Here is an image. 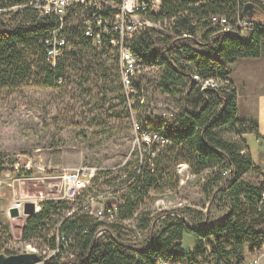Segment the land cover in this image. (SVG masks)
<instances>
[{
	"label": "trees",
	"instance_id": "16d2710c",
	"mask_svg": "<svg viewBox=\"0 0 264 264\" xmlns=\"http://www.w3.org/2000/svg\"><path fill=\"white\" fill-rule=\"evenodd\" d=\"M29 1L0 0V90L18 88L30 81L37 87H50L55 85L57 75L65 83L64 72L68 66L107 76L104 65L96 63L106 50L97 51L91 46L80 29L72 26V15L67 16L63 26L67 38L64 57L55 69L46 65L44 40L58 26L59 20L40 15L32 7H22ZM242 8V3L235 0H167L160 14L148 16L155 23H169L170 18L175 17L172 25L169 23L163 30L144 27L130 45L143 64L160 66L153 81L159 94L176 98L179 110L171 122L149 121L150 130L159 132L171 143L160 148L152 159L154 172L141 168L138 173L133 171L127 175L119 186L115 220L96 221L90 226L93 217L83 212L66 216L68 203L53 201L42 203L37 214L28 216L21 238L41 237L51 248L56 246L55 236L47 238L52 226L57 225L55 233L65 235L89 229L85 235H77L74 247H61L60 253L44 264H243L246 254L257 253L264 247L263 179L241 138L243 133L256 134L258 128L255 121L238 118L236 92L225 66L238 58L259 57L264 28L257 27V31L243 40L219 34L207 41L210 15L234 18ZM254 12L264 23V6L254 4ZM196 25L205 30L203 39L182 38L183 32L194 36ZM159 57L162 62L156 64ZM194 75L199 77V82L192 80ZM150 79L144 75L132 80L135 91L141 95L140 86L145 91ZM208 80L217 85L202 88ZM179 163L187 164L190 173L195 175L210 170L206 188L225 180L220 195L228 208L219 221L211 224L205 221L198 227L196 225L205 220L204 213L187 209L180 217H165L160 221L161 229L155 232L151 230L153 218L148 211H141L140 205L149 198V193L178 187L179 177L174 168ZM224 171L229 172V178L223 175ZM2 172L0 163V174ZM130 220L136 221V230L148 235L147 245L127 249L122 244V230L128 228L122 222ZM187 223L193 228L187 227ZM99 227L105 228L107 242L95 237ZM184 233L195 238L196 248L192 252L181 250ZM10 238L7 226L0 225V255L15 254L5 248ZM206 244H209L208 249Z\"/></svg>",
	"mask_w": 264,
	"mask_h": 264
},
{
	"label": "rangeland",
	"instance_id": "374dc122",
	"mask_svg": "<svg viewBox=\"0 0 264 264\" xmlns=\"http://www.w3.org/2000/svg\"><path fill=\"white\" fill-rule=\"evenodd\" d=\"M144 27L154 26L146 25L140 30ZM155 29L163 28L157 26ZM195 30V34L203 39L205 30L200 25H196ZM96 63L104 65L107 76L104 77L102 72L87 73L81 67L68 66L63 85L37 87L30 81L18 88L0 90V163L3 168L0 174V225L7 226L11 238L5 248L13 251L14 255L36 253L44 264L60 253L56 251L57 235H61L55 233L57 225L49 229L47 237L55 236L54 248L41 237L21 238V229L28 217L22 214L25 202L33 203L34 212L36 207L47 201L66 202L71 208V200H60L65 198L60 176L64 169L87 166L97 171L90 186L80 187L79 198L89 194L101 195L103 199L98 201L106 209L116 205L120 196L119 186L129 173L138 171L139 167V149L132 124L150 130L149 121L164 119L171 122L179 110L176 98L161 95L154 87L155 79L151 77L155 74L152 71L144 73L145 77L151 78L146 84L147 92L140 95L136 91L127 97L120 86L113 54L105 52ZM152 85L153 89L149 90ZM142 98L144 105H149L151 110H141L137 106ZM129 103H134V106L130 108ZM165 125L160 129L163 130ZM188 171L189 168L183 174H177L174 170L179 177L178 187L149 193V198L140 205V210L148 211L153 218L151 230L159 231L160 221L165 217H180L179 214L187 209L195 212L199 208L204 210L202 213L211 209L215 214L227 210L228 204L220 195L225 180L206 188L210 170L196 175ZM49 185L53 188L48 189ZM18 201L22 202L18 208L20 215L12 218L8 209L17 208L14 204ZM96 221L95 218L90 219V226ZM122 223L128 227L122 230L124 233L120 238L127 249L148 244V235L135 229V220ZM105 231L104 228L101 234L96 235L100 242L108 241ZM111 235L114 237L115 233Z\"/></svg>",
	"mask_w": 264,
	"mask_h": 264
},
{
	"label": "built area",
	"instance_id": "2783aa9c",
	"mask_svg": "<svg viewBox=\"0 0 264 264\" xmlns=\"http://www.w3.org/2000/svg\"><path fill=\"white\" fill-rule=\"evenodd\" d=\"M166 1L167 0H30L22 7H32L37 10L40 15L54 16L59 20L58 26L53 29L48 38L44 40V63L46 65L55 69L56 65L59 64L64 57L67 38L63 32V26L67 16L72 15V26L80 29L83 37L89 41L95 50H106V52H111V54H113L118 67L121 89L125 96L130 97L136 92L132 85V80L144 76V73L148 74L150 71L155 74V76L151 77L152 79H156L158 76L160 66L155 64L146 66L143 64L142 61L133 54L130 45L143 26L149 25L154 26L153 28L157 26L159 28H166L169 23L172 25L175 17L170 18L169 23L166 21L155 23L150 21L148 17L151 14H160ZM235 1L238 4L242 3L243 7L247 3H252V18L258 20L254 12V4L259 3L264 6V0ZM242 11L243 8L241 11L237 12L234 18H228V16L224 14L210 15L208 23L210 24L211 30L207 34V41L215 39L219 34L238 37L240 40H243L247 38L251 32L257 31V27L259 26L256 23L248 21L247 17L242 15ZM181 36L182 38L188 36L192 39H200L196 34L192 36L188 32H183ZM161 62L162 58H157L156 64ZM193 78L195 81L200 80L196 75H194ZM54 80L55 85L64 84V79L61 76L57 75ZM204 83L202 88H205L207 85L211 87L215 86V82L212 80L205 81ZM153 85L155 87V83ZM153 85L149 87V90L153 89ZM140 92L143 93L147 91H144L143 86H140ZM133 106L134 103L131 105L129 103L130 108ZM137 106L141 110H151L149 105H144L143 98L139 101ZM132 129L135 133V142L139 149V167L137 172H139L141 168H147L148 171L154 172L155 167L152 163V159L160 148L168 146L171 143L170 140L159 132L149 129L146 130L136 123L132 124ZM174 170L177 174H183L188 170V167L186 164L182 163L178 164ZM96 171V168H89L87 166H81L71 170L64 169L62 171L60 186L64 189L62 195L65 198L60 200H71L72 202V207L67 211L66 216H70L75 212H83L88 216L94 217L98 221L111 222L115 220L117 215L116 205H110L106 209L100 201H98L100 198L103 199L101 195L89 194L83 198H79L80 187L82 185L90 186ZM223 175L229 176V172L224 171ZM51 188L53 187L49 185L48 189ZM57 188L58 187H56V189ZM261 197L264 199V191H262ZM14 206L18 209L22 206V202L18 201ZM40 208V206L36 207L34 215L40 211ZM88 231L89 229L86 227L82 229L81 232H79V230L74 231L72 235L58 234L57 236H59V239L56 251L60 252L62 248L67 249L74 247L77 235H85ZM103 231L104 228L99 227L95 237ZM263 255L262 253L258 254L249 264H260ZM159 264L167 263L161 262Z\"/></svg>",
	"mask_w": 264,
	"mask_h": 264
},
{
	"label": "crops",
	"instance_id": "0c3cea01",
	"mask_svg": "<svg viewBox=\"0 0 264 264\" xmlns=\"http://www.w3.org/2000/svg\"><path fill=\"white\" fill-rule=\"evenodd\" d=\"M228 70V78L232 82L236 92V112L240 119L252 120L257 124V133H243L244 140L250 154L253 165L261 173L264 190V44L261 55L257 58H238L233 63L225 64ZM200 211H204L199 209ZM225 212L213 213V210H206L205 220L196 226L211 224L220 220ZM215 214V215H214ZM192 228L193 225L189 224ZM195 227V228H197ZM187 240V246L184 241ZM183 252H192L196 248L195 238L190 233H184L180 241ZM206 249L209 244H206ZM264 254V247L258 252ZM246 254L243 264H249L253 257L258 254ZM211 264V263H208ZM264 264V255L261 258Z\"/></svg>",
	"mask_w": 264,
	"mask_h": 264
},
{
	"label": "water",
	"instance_id": "95a60500",
	"mask_svg": "<svg viewBox=\"0 0 264 264\" xmlns=\"http://www.w3.org/2000/svg\"><path fill=\"white\" fill-rule=\"evenodd\" d=\"M253 14V4L247 3L243 7L242 15L247 17L248 21L256 23L258 26L264 28V23L252 18ZM8 213L10 217H17L20 215V212L17 208L10 207L8 209ZM34 213V205L31 202H25L22 209V214L26 216H31ZM186 223V220L183 219ZM187 227H192L187 223ZM197 231V229H193ZM42 260L41 257L38 256L36 253H21L17 255H8L5 256L3 254L0 255V264H41Z\"/></svg>",
	"mask_w": 264,
	"mask_h": 264
},
{
	"label": "bare ground",
	"instance_id": "6f19581e",
	"mask_svg": "<svg viewBox=\"0 0 264 264\" xmlns=\"http://www.w3.org/2000/svg\"><path fill=\"white\" fill-rule=\"evenodd\" d=\"M185 37H187V36H185ZM103 235V234H102Z\"/></svg>",
	"mask_w": 264,
	"mask_h": 264
}]
</instances>
